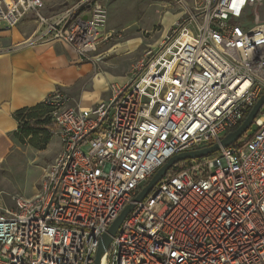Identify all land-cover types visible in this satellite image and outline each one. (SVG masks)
I'll return each instance as SVG.
<instances>
[{
	"label": "built area",
	"instance_id": "1",
	"mask_svg": "<svg viewBox=\"0 0 264 264\" xmlns=\"http://www.w3.org/2000/svg\"><path fill=\"white\" fill-rule=\"evenodd\" d=\"M185 15L92 109L44 101L61 152L33 199L0 194V264H95L102 237L173 156L220 144L264 94V0H174ZM55 17L43 0H0V31L28 15L35 40L95 53L108 9ZM87 16L85 19L84 17ZM256 129L214 155L181 162L137 203L101 264H264V107Z\"/></svg>",
	"mask_w": 264,
	"mask_h": 264
},
{
	"label": "crops",
	"instance_id": "2",
	"mask_svg": "<svg viewBox=\"0 0 264 264\" xmlns=\"http://www.w3.org/2000/svg\"><path fill=\"white\" fill-rule=\"evenodd\" d=\"M43 1L42 14L48 18L57 16L58 11L53 9L59 0ZM195 1L188 0V8L191 9ZM182 10L174 14L165 36L185 15L186 9ZM39 29L36 17L28 14L16 28L0 31V163H55L61 152V141L53 131V125L40 126L41 132L34 139L32 136L22 138L16 119V113L42 105L55 90L70 97L67 106L72 108L88 110L101 102H107L100 98V94H106L110 81L106 78L108 86H105V80L99 76L101 73H96L92 64L94 62L79 58L70 47L60 42L35 40ZM100 57L102 55L96 58L100 60Z\"/></svg>",
	"mask_w": 264,
	"mask_h": 264
},
{
	"label": "rangeland",
	"instance_id": "3",
	"mask_svg": "<svg viewBox=\"0 0 264 264\" xmlns=\"http://www.w3.org/2000/svg\"><path fill=\"white\" fill-rule=\"evenodd\" d=\"M97 0H59L54 5L60 15L69 10L78 12L83 3ZM103 3L109 14L104 37L112 34L95 53L84 60L92 63L102 79H109V90L100 98L109 101L113 87H123L132 75L136 62L144 59L149 51L159 47L168 31L174 14L183 11L173 0H98ZM53 7V6H52ZM57 7V8H56ZM60 12V13H59ZM264 21V4L261 7ZM135 40L130 41L129 40ZM136 47V48H135ZM102 55L100 60L96 57ZM99 82L98 79L96 80ZM105 86L108 81L105 80ZM39 114L46 119L49 111L42 109ZM49 123L51 124L50 120ZM252 125L246 134L255 131ZM54 161H4L0 163V194L9 207H15L14 197L33 198L42 188L46 171Z\"/></svg>",
	"mask_w": 264,
	"mask_h": 264
},
{
	"label": "water",
	"instance_id": "4",
	"mask_svg": "<svg viewBox=\"0 0 264 264\" xmlns=\"http://www.w3.org/2000/svg\"><path fill=\"white\" fill-rule=\"evenodd\" d=\"M88 5L87 8H89ZM85 19L87 16L84 17ZM264 107V94L260 97L257 103L253 106L251 112L246 117L242 125L234 132L227 134L221 141L220 144H215L210 147H206L201 150L183 152L178 155L173 156L167 163L162 166L157 173L151 178L148 184L142 189L138 196L133 200L132 203L128 204L124 210L120 213L118 218L111 224L106 234L103 235L101 243L99 245L95 264H101V260L105 255L109 245L111 244L113 238L116 236L118 230L120 229L123 222L126 220L128 215L133 211L137 203L143 202L151 191L161 182L168 173L173 169L177 164L187 161V160H197L202 159L217 153L222 147L226 148L235 144L241 136L247 133V131L252 126L254 120Z\"/></svg>",
	"mask_w": 264,
	"mask_h": 264
},
{
	"label": "trees",
	"instance_id": "5",
	"mask_svg": "<svg viewBox=\"0 0 264 264\" xmlns=\"http://www.w3.org/2000/svg\"><path fill=\"white\" fill-rule=\"evenodd\" d=\"M85 12H87V8L86 9L82 8L79 10L78 15L83 14ZM44 108L49 111V118L48 119H46L45 117H42L41 114H39V112ZM251 110L249 111V113L251 112ZM249 113H248V115H249ZM16 119L19 122V133H20L22 138H28V137L32 136L34 139L35 136L39 132H41L40 126H46V127L52 126V119L50 116V110L45 105L44 102L42 105L37 106L34 109L19 111L18 113H16ZM49 120H50L51 124L49 123ZM241 125H242V123L240 125H238L237 127L231 128L227 132V134L236 131Z\"/></svg>",
	"mask_w": 264,
	"mask_h": 264
}]
</instances>
